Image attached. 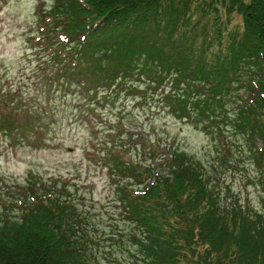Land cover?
<instances>
[{
	"label": "trees",
	"instance_id": "obj_1",
	"mask_svg": "<svg viewBox=\"0 0 264 264\" xmlns=\"http://www.w3.org/2000/svg\"><path fill=\"white\" fill-rule=\"evenodd\" d=\"M35 25V88L77 101L143 82L213 138L220 163L233 153L230 127L264 161V0H54L37 7ZM18 85L0 76V133L38 145L55 101L33 105ZM121 118L103 167L139 247L134 264H264L263 213L220 188L215 168ZM23 188L24 199L0 195V264H101L67 182L30 174Z\"/></svg>",
	"mask_w": 264,
	"mask_h": 264
},
{
	"label": "rangeland",
	"instance_id": "obj_2",
	"mask_svg": "<svg viewBox=\"0 0 264 264\" xmlns=\"http://www.w3.org/2000/svg\"><path fill=\"white\" fill-rule=\"evenodd\" d=\"M53 1L0 0V76L7 77L16 88L21 83V92L24 97L33 98V105L39 104V99L52 97L55 102L50 108L56 105V117H44L40 125L45 142L32 145L34 141L21 140L11 144L0 133L1 197L20 195L24 199V182L30 174L67 182L66 193L81 213L82 229L95 240L92 251L101 264H134L139 247L130 242L132 227L121 218L114 204L115 193L103 167L112 130L122 116L124 128L132 134L146 131L151 134V142L173 144L200 160L209 171L215 168L220 188H229L233 197L241 198L264 215V161H256L248 152L250 143L240 132L231 127L227 131L224 143L233 145V153L220 163L213 138L168 113L158 102L159 90L143 82L131 91L120 88L103 98L99 94L100 99L88 95L77 101L71 95L64 97V92L51 93L49 86L34 87L37 57L30 38L36 35L37 7H50ZM235 93L241 96L244 92ZM26 105L30 106L29 101ZM255 145L261 147L257 140ZM130 152L136 156L135 152L141 154V149ZM230 199L224 195V200ZM110 234L118 236L110 241Z\"/></svg>",
	"mask_w": 264,
	"mask_h": 264
}]
</instances>
